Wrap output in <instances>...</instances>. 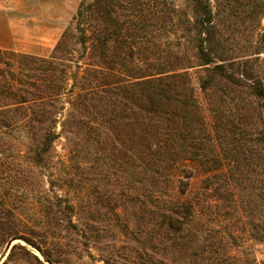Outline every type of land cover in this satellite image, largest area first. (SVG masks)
I'll use <instances>...</instances> for the list:
<instances>
[{
  "label": "trees",
  "instance_id": "trees-1",
  "mask_svg": "<svg viewBox=\"0 0 264 264\" xmlns=\"http://www.w3.org/2000/svg\"><path fill=\"white\" fill-rule=\"evenodd\" d=\"M263 19L264 0H81L49 56L0 48V134L53 193L20 239L50 264L72 241L258 264Z\"/></svg>",
  "mask_w": 264,
  "mask_h": 264
},
{
  "label": "rangeland",
  "instance_id": "rangeland-1",
  "mask_svg": "<svg viewBox=\"0 0 264 264\" xmlns=\"http://www.w3.org/2000/svg\"><path fill=\"white\" fill-rule=\"evenodd\" d=\"M80 1L17 0L15 9L0 8V48L49 56ZM21 138L15 132L0 134V264H50L36 248L20 239L27 237V222L38 217V200L53 196L46 179L27 163ZM62 144L61 139L55 144L58 160L65 158ZM198 183L193 180L192 190ZM132 245L119 241L84 245L72 241L67 247L54 249L66 252L65 264H133V259H126V254L134 251ZM253 251L257 263L264 264V245L254 246Z\"/></svg>",
  "mask_w": 264,
  "mask_h": 264
},
{
  "label": "crops",
  "instance_id": "crops-1",
  "mask_svg": "<svg viewBox=\"0 0 264 264\" xmlns=\"http://www.w3.org/2000/svg\"><path fill=\"white\" fill-rule=\"evenodd\" d=\"M16 1L17 0H0V8L15 9L16 8ZM20 1H23V0H20Z\"/></svg>",
  "mask_w": 264,
  "mask_h": 264
}]
</instances>
